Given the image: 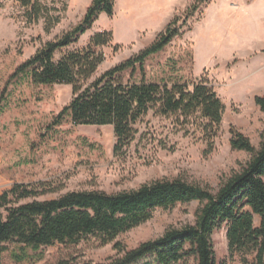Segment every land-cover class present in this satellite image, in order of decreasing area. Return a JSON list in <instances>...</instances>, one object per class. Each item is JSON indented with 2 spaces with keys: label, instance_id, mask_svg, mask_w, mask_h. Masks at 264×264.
Returning a JSON list of instances; mask_svg holds the SVG:
<instances>
[{
  "label": "rangeland",
  "instance_id": "1",
  "mask_svg": "<svg viewBox=\"0 0 264 264\" xmlns=\"http://www.w3.org/2000/svg\"><path fill=\"white\" fill-rule=\"evenodd\" d=\"M92 1L41 0L47 14L59 18L53 25L54 19L49 21L47 14L29 22L18 0H0V193L15 183L37 182L57 189L46 198L72 190L113 193L175 177L217 190L251 156L231 147L232 128L248 136L257 148L264 131V112L255 101L256 96H264V0H210L182 25L181 35L144 64L149 81L206 76L215 86L226 111L213 149L209 150L200 130L151 111L137 123L136 139L124 155L114 153L112 126L75 125L68 117L53 124L72 99L71 85H37L26 74L15 75L46 42L77 24ZM193 1L115 0L114 14L102 13L69 49L85 46L96 32L111 31V42L100 48L105 61L97 77L149 46ZM130 76L128 71L124 79ZM142 77L139 68L134 78L139 81ZM199 208L200 202L191 201L158 209L150 220L117 240L134 248L170 227L193 224ZM255 224L259 225L258 216ZM212 240L218 262L239 264L238 258L230 257L225 226L213 232ZM9 248L0 264H58L62 259L101 262L117 254L115 242L101 244L95 238L78 245L29 250L33 258L24 261L11 255L15 246ZM135 264L157 263L147 256Z\"/></svg>",
  "mask_w": 264,
  "mask_h": 264
},
{
  "label": "trees",
  "instance_id": "2",
  "mask_svg": "<svg viewBox=\"0 0 264 264\" xmlns=\"http://www.w3.org/2000/svg\"><path fill=\"white\" fill-rule=\"evenodd\" d=\"M209 1L194 0L183 16H175L149 46L95 77L105 61L100 48L111 42L112 32H96L85 46L69 49L102 13L114 14L115 0H93L77 24L46 42L18 67L15 75L26 74L37 85H71L72 99L53 124L59 125L68 117L75 125L112 126L115 155L127 152L138 134L137 123L151 111L173 117L180 126L200 130L212 150L226 104L210 80L203 76L157 82L147 80L144 73L146 61L181 35L182 25ZM18 2L31 23L48 13L41 0ZM47 16L49 21L54 19L53 25L59 21ZM139 68L143 77L137 81L134 75ZM128 71L131 76L125 80ZM255 101L264 112V96H256ZM230 144L251 156L215 191L175 177L113 193L72 190L46 198L57 191L46 182L15 183L0 193V261L11 245L15 246L11 255L24 261L33 258L29 250L37 252L55 244L78 245L95 238L101 244L115 242L116 256L101 262L62 259L58 264H135L147 256L157 264H192L191 259L194 264H227L216 260L212 240L213 232L225 226L232 259L238 258L239 264H264V131L257 148L248 136L232 128ZM191 201L200 202L193 224L170 227L161 236L134 248L117 240L150 220L158 209L168 210ZM255 216L259 225L255 224Z\"/></svg>",
  "mask_w": 264,
  "mask_h": 264
}]
</instances>
